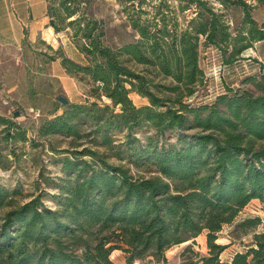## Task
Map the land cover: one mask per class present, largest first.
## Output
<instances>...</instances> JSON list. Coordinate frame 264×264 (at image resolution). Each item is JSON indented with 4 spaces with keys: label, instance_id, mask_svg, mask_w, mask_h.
I'll use <instances>...</instances> for the list:
<instances>
[{
    "label": "trees",
    "instance_id": "1",
    "mask_svg": "<svg viewBox=\"0 0 264 264\" xmlns=\"http://www.w3.org/2000/svg\"><path fill=\"white\" fill-rule=\"evenodd\" d=\"M117 1L121 23L112 25L95 0H46L47 27L65 34L82 62L63 47L51 59L61 58L90 87L84 102L63 104L37 132L83 148L60 158L56 208L37 195L6 213L0 264H117L116 249L127 254L126 264H167L169 248L203 233L207 252L189 246L182 264H264V229L229 259L221 257L228 244L218 242L252 200L264 211V72L242 80L253 88L228 85L213 102L190 100L205 79L201 45L215 46L233 65L264 41V26L246 0H215L242 9L236 27L214 0ZM132 93L149 103L136 105ZM1 124L5 140H27L21 125L3 116ZM129 165L153 166L158 174L137 175ZM20 192L0 183V210ZM262 222L250 217L238 227Z\"/></svg>",
    "mask_w": 264,
    "mask_h": 264
},
{
    "label": "rangeland",
    "instance_id": "2",
    "mask_svg": "<svg viewBox=\"0 0 264 264\" xmlns=\"http://www.w3.org/2000/svg\"><path fill=\"white\" fill-rule=\"evenodd\" d=\"M40 1V0H39ZM215 1V0H214ZM253 18L264 26V6L252 0ZM217 9L222 8L220 3L214 2ZM38 5V19L25 28L29 37L20 45L0 46V116L10 119L27 130V140H5L4 125H0V183L10 188H20L21 192L15 197L13 205L0 210V225L4 222L6 213L16 205L25 203L37 195L49 207L56 208L54 200L61 189L55 182H60L64 176L60 158L72 156L67 149L81 150L83 147H72L70 139L60 135L42 137L37 130L44 119L62 113L64 108L60 96L68 98L70 102H84L90 84L70 74L62 64L61 58L55 49L63 47L65 55H69L82 62V57L70 43L65 34L57 35L54 29L47 27L43 8ZM100 17L110 16L112 25L120 24V4L117 0H95ZM227 19L236 27L243 21L241 8L230 7L225 9ZM190 15L191 12H188ZM127 38H133V31L127 27ZM116 36L117 32H115ZM115 36V35H114ZM261 42V41H260ZM255 42L247 49L241 59L233 65H225L221 51L215 46L201 45V67L205 73L204 83L197 87L196 93L190 100L197 104L213 102L216 97L227 90V86L253 88L252 83L243 84L242 80L249 75L264 72L260 64L259 46L264 51V43ZM53 45L54 48L50 47ZM261 44V45H260ZM259 60V62L257 61ZM136 105L149 103L147 98L137 93L131 94ZM19 115H16V114ZM119 142V141H118ZM55 148V149H53ZM108 156L110 162L119 163L109 150L101 149ZM125 163V162H124ZM137 175L152 176L158 174L153 166H126ZM261 217L263 222L256 228L238 227V223L250 217ZM264 229V211L258 199L252 200L239 213L232 224L224 225L218 233V242L228 244L222 253L223 259H229L239 251H245L253 242L254 234ZM206 233L174 245L166 251L167 264H182L183 253L189 246L195 252H207ZM111 258L117 264H126L127 254L121 249L112 252ZM138 263V261H136Z\"/></svg>",
    "mask_w": 264,
    "mask_h": 264
},
{
    "label": "crops",
    "instance_id": "3",
    "mask_svg": "<svg viewBox=\"0 0 264 264\" xmlns=\"http://www.w3.org/2000/svg\"><path fill=\"white\" fill-rule=\"evenodd\" d=\"M40 3L42 16L48 23L46 0H0V46L20 45L29 37L25 27L38 19ZM257 51L260 62L264 64V51L259 46Z\"/></svg>",
    "mask_w": 264,
    "mask_h": 264
},
{
    "label": "water",
    "instance_id": "4",
    "mask_svg": "<svg viewBox=\"0 0 264 264\" xmlns=\"http://www.w3.org/2000/svg\"><path fill=\"white\" fill-rule=\"evenodd\" d=\"M60 101L64 104H66L68 102V98L64 97V96H60ZM16 115H19L18 113Z\"/></svg>",
    "mask_w": 264,
    "mask_h": 264
}]
</instances>
